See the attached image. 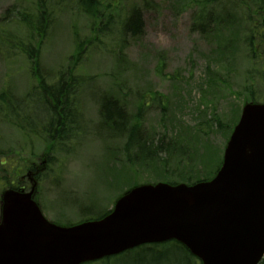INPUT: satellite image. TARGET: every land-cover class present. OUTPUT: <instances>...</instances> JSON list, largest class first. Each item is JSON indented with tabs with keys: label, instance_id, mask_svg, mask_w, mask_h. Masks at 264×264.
<instances>
[{
	"label": "rangeland",
	"instance_id": "374dc122",
	"mask_svg": "<svg viewBox=\"0 0 264 264\" xmlns=\"http://www.w3.org/2000/svg\"><path fill=\"white\" fill-rule=\"evenodd\" d=\"M104 1V13L115 23L103 19L94 27L77 8L51 0L47 8L52 26L41 38L22 18L39 9V0H0V28L40 44L42 75L54 80L62 67L66 75L73 66L86 78L77 96L82 118L77 140L53 151L39 184L44 213L62 223L105 213L132 182L206 176L218 168L230 127L251 92L264 100V21L247 8L252 0H244V5L239 0ZM131 8L143 15L139 34L124 29ZM119 11L121 15L111 16ZM200 12L213 18L204 30L194 26ZM79 39L89 41L90 50L82 58ZM75 48L78 61L73 64ZM31 66L18 53L0 54V94L8 89L20 100L26 98L36 84ZM40 92L27 99L28 119L0 111V197L9 186L7 175L16 185L18 170L26 174L32 161H42L48 136L34 131L29 120L34 117L40 124L44 117ZM110 98L124 111L116 128L114 120L106 123L102 111ZM107 106L116 109L111 102ZM137 119L140 131L135 133L140 138L164 139L165 144L175 140L177 152L170 157L162 152L143 165L128 162V128Z\"/></svg>",
	"mask_w": 264,
	"mask_h": 264
},
{
	"label": "water",
	"instance_id": "95a60500",
	"mask_svg": "<svg viewBox=\"0 0 264 264\" xmlns=\"http://www.w3.org/2000/svg\"><path fill=\"white\" fill-rule=\"evenodd\" d=\"M30 191L1 199L0 264H82L146 243L186 244L204 264H258L264 254V103L244 105L217 174L208 181L145 183L108 215L66 226Z\"/></svg>",
	"mask_w": 264,
	"mask_h": 264
},
{
	"label": "trees",
	"instance_id": "16d2710c",
	"mask_svg": "<svg viewBox=\"0 0 264 264\" xmlns=\"http://www.w3.org/2000/svg\"><path fill=\"white\" fill-rule=\"evenodd\" d=\"M39 9L34 12L26 13L22 16L23 20L28 24V27L36 32L41 38H44L49 32L52 26L51 15L48 11V4L51 0H39ZM67 6L75 7L80 13H83L88 16L91 20L92 25L100 24V21L107 19L112 23H115L111 17L106 16L103 10V6L106 5L104 0H53ZM219 1V0H213ZM241 1L243 4L244 0ZM245 2V1H244ZM115 5V3L112 4ZM249 10H253V13H256L258 16L264 18V0H252V3L247 4ZM131 12V13H130ZM128 12L129 17L124 21V29L131 28L134 30V34H139L143 29V15L140 14V10L137 8H131ZM53 13V12H52ZM119 13H111V16H116ZM212 14H204L200 12L195 21L194 26L200 30H204L205 26L209 25L213 18ZM213 24V23H212ZM125 31V30H124ZM255 36V35H254ZM261 39L264 41L263 34H261ZM253 42L252 39H250ZM79 57L82 58L86 56L90 48L86 47L89 44L87 39H79L78 43ZM39 43H34L30 39H24L19 35L15 34L14 31L3 30L0 28V54L5 56H12L14 54H19L27 58L33 66H31L30 71L32 76L36 81L35 86L29 95L26 96L23 100L13 96L10 90L6 89L0 94V111L5 112L6 116H13L16 119H28L27 115V99L35 94V92L42 91L44 97V106L41 110L44 114L43 119L39 118L41 121L40 124L35 122V118H29L31 124L33 125L32 129L38 131L40 128L41 132L47 134V148L48 151V161L51 162L52 153L56 148L62 149L65 147L68 142L73 139L77 140L78 127L81 125V116L77 112H81L78 102V90L83 85L85 77L83 75L76 74V68L70 67L66 75L64 72L65 69L62 67L58 71V74L54 80H51L49 77L42 75L41 67L39 63ZM251 46H253L251 44ZM76 59V48L75 52L71 56L73 64L78 61ZM76 59V60H75ZM75 60V61H74ZM40 90V91H39ZM41 93V92H40ZM156 94V93H154ZM43 102V103H44ZM107 102H111L116 109L111 110L107 106ZM141 106L140 108H142ZM102 111L104 113V118L106 123H110L111 120L115 122V128L119 124V118L123 116V109L119 107L117 100L108 99L104 101ZM141 114V109L139 110ZM140 118V117H138ZM128 123V119H127ZM117 124V125H116ZM233 125L230 127V131L233 129ZM120 126V124L118 125ZM121 129L124 128L121 125ZM126 130V128H125ZM77 131V132H76ZM140 131V120L137 119L136 122L128 128V139L125 145V153L128 162H134L132 165L145 164L149 159H154L157 155L162 152H168L169 157L177 152L179 149L177 142L164 143V139L155 141L149 137L138 136L135 132ZM182 155H186V152H182ZM221 160H219L220 163ZM167 162V161H166ZM166 162H162L163 169H167ZM207 165V162H204ZM209 164V163H208ZM219 165V164H218ZM35 170L36 165L31 166ZM217 169V168H216ZM18 169L16 168L15 171ZM215 173L213 169L212 172H209L206 176H201L198 178H189L188 180H183L188 183H195L200 180H206L211 178ZM19 174V170L17 175ZM6 180L8 184L12 187H17L16 184L13 185L10 183V179L7 175ZM18 182L20 183L21 181ZM172 182V183H176ZM136 183V182H135ZM138 183V182H137ZM134 183L132 182L133 185ZM130 187V186H129ZM104 214L99 215L101 217ZM119 260L120 263L124 264H202V262L196 258L190 250L181 242L177 240H171L164 243H155V244H144L138 246L134 249H130L120 255L110 256L105 259L99 260L101 264H104L108 261ZM260 264H264V258Z\"/></svg>",
	"mask_w": 264,
	"mask_h": 264
}]
</instances>
